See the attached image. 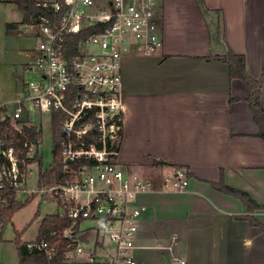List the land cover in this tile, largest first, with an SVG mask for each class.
Here are the masks:
<instances>
[{"label": "crops", "instance_id": "obj_1", "mask_svg": "<svg viewBox=\"0 0 264 264\" xmlns=\"http://www.w3.org/2000/svg\"><path fill=\"white\" fill-rule=\"evenodd\" d=\"M200 1L203 8L195 0H156L161 50L141 57L128 49L121 59L120 164L127 172L140 169L153 186L139 197L146 211L135 241L137 264H264V234L242 218L264 225V209L248 213L211 186L222 178L264 206V142L247 86L229 77L222 60L227 52L244 58L247 74L260 83L264 109V0ZM2 12L14 24L23 19L9 0H0ZM5 16L1 27L9 24ZM154 160L170 166L155 167ZM175 167L188 174L181 191L161 186L162 169ZM10 225L12 218L0 264H19L14 238L6 241Z\"/></svg>", "mask_w": 264, "mask_h": 264}, {"label": "built area", "instance_id": "obj_2", "mask_svg": "<svg viewBox=\"0 0 264 264\" xmlns=\"http://www.w3.org/2000/svg\"><path fill=\"white\" fill-rule=\"evenodd\" d=\"M36 5L50 14L18 31L37 41L23 66L30 78L0 102V244L11 201L37 196L54 205L51 215L64 225L26 243L29 253H42L50 264L57 251L51 240L59 237L65 241L62 264H137L141 247L135 241L146 211L139 197L153 186L120 164L121 59L128 49L141 57L161 50L156 0H38ZM82 33L87 35L77 39ZM54 121L60 123L64 175L46 184L45 169L39 170L36 187L29 189L30 167L41 158L43 124L52 129ZM15 142L21 144L17 149ZM161 186L184 190L187 173L173 169Z\"/></svg>", "mask_w": 264, "mask_h": 264}, {"label": "trees", "instance_id": "obj_3", "mask_svg": "<svg viewBox=\"0 0 264 264\" xmlns=\"http://www.w3.org/2000/svg\"><path fill=\"white\" fill-rule=\"evenodd\" d=\"M19 11L23 13V19L18 24H7L6 31H12L16 29L19 25L29 24L36 22L39 16L45 15L48 16L50 14V10L47 8H42L36 5L34 0H9ZM200 8H203L202 3L200 0H195ZM204 10V9H203ZM208 11V10H205ZM215 38L218 39L219 36V21L216 22L215 27ZM87 35V33H82L77 37V39H82ZM222 60L224 63L228 65V73L230 78H238L244 82L249 90V95L247 101L249 103L251 112L253 114V119L257 126L259 127V137L264 142V109H262L259 105V92H260V83L253 78H251L245 69V60L242 56L234 55L231 52H227L223 57ZM6 125V124H5ZM59 130H60V123L58 121H54L52 123V135H53V160L49 167L44 170L42 174V180L48 184L51 182L52 178L59 179L64 175L63 170V162L59 157ZM5 132L7 135L10 134V127L8 125L5 126ZM26 132L32 133V130H26ZM16 137V136H15ZM21 138V137H19ZM8 139H13L11 136H8ZM22 140V139H21ZM14 147L17 149L21 146L20 143H14ZM38 165L41 164L42 159L36 157ZM153 165L155 167H165L170 166L169 164L160 161L154 160ZM175 169H182L180 167H175ZM188 176V174H187ZM211 186L228 196H231L237 200H239L246 208L248 213H252L255 210L264 209V206L258 205L255 201H253L250 196L242 191L233 189L231 187L226 186L223 183L222 178L217 183H211ZM32 200V197L24 201H15L12 200L7 211H6V221L7 224H10L11 218L13 215L22 209L25 205H27ZM245 219L251 226L257 227L261 230L264 234V225L256 221L251 216L242 217ZM64 225V221L61 220L58 216L50 215L46 216L42 219L40 223V227L38 230V235L43 234L44 232H50L53 230H58ZM52 243H57V251L54 256V259L50 262V264H62V253L64 252V245L65 241L59 237L54 238L51 240ZM13 243L17 249L18 257H19V264H49L46 261L44 255L39 252H28L26 250V243L23 242L20 238V233L16 232Z\"/></svg>", "mask_w": 264, "mask_h": 264}, {"label": "rangeland", "instance_id": "obj_4", "mask_svg": "<svg viewBox=\"0 0 264 264\" xmlns=\"http://www.w3.org/2000/svg\"><path fill=\"white\" fill-rule=\"evenodd\" d=\"M5 15L9 18L7 21L9 24L15 21L10 13L5 12H2L0 19L7 18ZM19 19L21 20V18ZM18 28L16 34H10L6 31V25L4 27L0 26V101L11 97L13 93L20 90L23 81L30 78V74L24 71L23 66L32 59V50L37 41L28 35H18V31L23 29V25ZM52 145V131L48 122H45L42 127L41 144L38 148L42 162L40 165L34 164L30 167L32 172L28 175L31 180L28 183L29 189L36 187L35 181L39 170H44L51 164L54 157ZM162 170L161 175L163 178L170 176L171 172L169 170ZM141 172L140 169L137 171L136 175L139 178H143V173ZM21 201H24V198ZM55 210L53 204H44L39 197L34 196L27 205L13 215L12 225L7 230L6 241L8 243L12 241L15 231L21 232L22 241L34 240L42 219L54 214Z\"/></svg>", "mask_w": 264, "mask_h": 264}]
</instances>
